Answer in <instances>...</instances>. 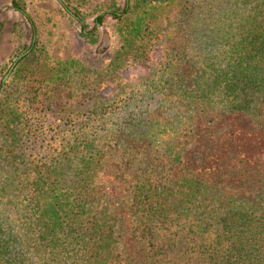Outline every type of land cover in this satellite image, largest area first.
<instances>
[{
	"label": "trees",
	"instance_id": "trees-1",
	"mask_svg": "<svg viewBox=\"0 0 264 264\" xmlns=\"http://www.w3.org/2000/svg\"><path fill=\"white\" fill-rule=\"evenodd\" d=\"M117 12L102 65L35 41L0 79V264H264V0Z\"/></svg>",
	"mask_w": 264,
	"mask_h": 264
},
{
	"label": "rangeland",
	"instance_id": "rangeland-1",
	"mask_svg": "<svg viewBox=\"0 0 264 264\" xmlns=\"http://www.w3.org/2000/svg\"><path fill=\"white\" fill-rule=\"evenodd\" d=\"M124 1L86 0L78 8L83 18L79 22L62 0H17L18 9L10 6L11 0H0V4L5 5L4 11L0 13V79L8 80L12 71L11 69L9 72L10 67L14 66L17 57L32 44L33 38L36 46L47 52L50 64H56L57 59H70L82 65H102L103 61L113 57L120 43L116 32L117 20L109 11L116 10L119 13ZM72 3L77 5L78 1L72 0ZM104 11L107 13L97 22L96 17ZM195 23H191L193 35L187 44V49L192 54L193 49L199 46V39L205 35V30H198V25L193 27ZM161 52L162 46L158 44L154 61L130 64L123 79L132 83L140 75L156 69ZM82 75L83 72L80 76ZM102 89L106 95H112L116 90L113 84L103 85ZM111 101L112 99L106 103L110 104ZM130 109L123 112L118 122L127 119ZM105 111L106 115L109 114L110 108ZM139 112L141 111H137V114L142 115Z\"/></svg>",
	"mask_w": 264,
	"mask_h": 264
},
{
	"label": "water",
	"instance_id": "water-1",
	"mask_svg": "<svg viewBox=\"0 0 264 264\" xmlns=\"http://www.w3.org/2000/svg\"><path fill=\"white\" fill-rule=\"evenodd\" d=\"M60 1V0H59ZM34 42V38L32 39V43ZM29 52V49H27L24 53H22V54H20L18 57H17V60L19 59V58H21L23 55H25L26 53H28ZM15 64V61H14V63H13V65ZM12 67L13 66H11L10 67V69H9V72H10V70L12 69ZM7 76V74L5 75V77Z\"/></svg>",
	"mask_w": 264,
	"mask_h": 264
}]
</instances>
